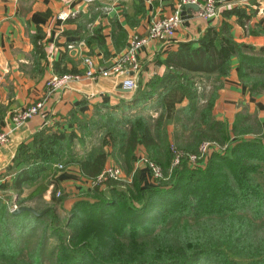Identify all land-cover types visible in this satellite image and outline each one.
Instances as JSON below:
<instances>
[{"label": "trees", "instance_id": "16d2710c", "mask_svg": "<svg viewBox=\"0 0 264 264\" xmlns=\"http://www.w3.org/2000/svg\"><path fill=\"white\" fill-rule=\"evenodd\" d=\"M233 16L242 20L246 13L224 12L227 20ZM35 39L37 44L42 37ZM235 57L240 81L252 95L263 93L264 57L247 54L233 38L232 24L224 21L170 51L166 73L140 86L130 100L97 108L98 121L92 125L105 128L111 140L105 138L84 157L72 151L76 130L43 129L21 145L11 186L20 206L42 198L54 184L46 178L56 159L79 166L83 176L94 180L109 157L132 175L140 147L166 176L174 161L173 143L188 155L210 140L228 145L231 156L217 152L205 169H192L184 159L160 186H143L138 173L125 190L120 181L109 180L76 201L64 224L53 208L43 216L14 214L11 197L0 195V264H264V129L255 132L249 116L238 115L230 124L214 114ZM204 79L213 83L210 94L199 91ZM174 92L189 103L171 117L167 97ZM86 127L80 126L83 132ZM30 185L34 189L22 197ZM54 187L52 201L62 203L64 198H56L60 187Z\"/></svg>", "mask_w": 264, "mask_h": 264}, {"label": "crops", "instance_id": "0c3cea01", "mask_svg": "<svg viewBox=\"0 0 264 264\" xmlns=\"http://www.w3.org/2000/svg\"><path fill=\"white\" fill-rule=\"evenodd\" d=\"M180 3L181 0H0V133L12 128L11 117L15 111L46 97L45 83L50 77L60 72L83 73L84 57H92L107 67L125 49L126 38L133 34L146 35L153 19L170 16ZM221 6L220 17L210 20L202 18L199 10L188 9L170 45L151 42L145 46L139 54L142 65L137 76L139 87L166 73L165 60L170 51L177 50L181 43L197 41L210 27H220L224 21L232 24L233 38L247 54L264 57V0H225ZM234 9L244 10L246 16L242 20L236 16L227 20L224 12ZM37 35L42 39L36 44ZM238 66L239 60L235 57L231 73L218 91L214 114L230 124L238 115L249 116L256 126L264 129V92L252 95L239 79ZM123 79L83 80L68 90L50 95L42 113L14 130L0 148V189L11 190L18 173L13 168L18 149L31 142L35 134L43 129L69 133L85 119H91L97 108L115 107L123 99L130 100L136 91L122 90ZM188 103L182 97L174 109ZM168 132L172 139L174 125L168 126ZM144 154V148L140 147L138 162ZM112 163L109 157L107 166ZM143 176L144 186H155L145 173ZM53 179L69 195L65 208L72 207L73 197L83 196L92 189L91 179L83 176L77 165L67 166L48 182ZM53 186L50 184L43 197L32 203L51 199ZM28 187L22 197L34 189L28 192ZM7 194L15 200L18 196L13 190Z\"/></svg>", "mask_w": 264, "mask_h": 264}, {"label": "built area", "instance_id": "2783aa9c", "mask_svg": "<svg viewBox=\"0 0 264 264\" xmlns=\"http://www.w3.org/2000/svg\"><path fill=\"white\" fill-rule=\"evenodd\" d=\"M225 0H181L178 9L165 18L153 19L148 26L147 33L144 36L133 34L129 37L127 48L120 54L114 56L107 67L98 64L92 57H84L83 63L86 70L83 73H65L62 75H54L45 83L46 97L37 101L25 109L15 111L11 117L12 128L6 132L0 133V148L9 141V136L14 130L31 121L34 117L41 114L46 100L57 91L68 90L74 83L82 82L83 80L96 81L99 78L113 77L116 79L124 78L122 81L123 88L129 91L138 90L137 76L142 71V65L139 59L141 50L151 42H159L170 45L176 38V31L182 23V7L187 5H198L199 14L205 20L220 17L222 6ZM60 18L66 19L65 15H60ZM228 149V145H220L217 142H203L199 147L198 154L185 155L176 151L174 148V161L172 169L178 167L179 164L186 158L189 159L191 166L195 167L196 163L201 161L203 157L211 151L224 153ZM145 159H140L139 163ZM150 170L155 178L162 179L163 172L161 168L150 164ZM63 169L62 165H59ZM123 171L115 165H109L96 179L91 181L92 187L101 186L109 180H123ZM56 195L61 196V191H57ZM16 202V201H15ZM12 201L10 209L13 212L19 206Z\"/></svg>", "mask_w": 264, "mask_h": 264}, {"label": "rangeland", "instance_id": "374dc122", "mask_svg": "<svg viewBox=\"0 0 264 264\" xmlns=\"http://www.w3.org/2000/svg\"><path fill=\"white\" fill-rule=\"evenodd\" d=\"M205 80L206 79H204L203 81H201V82H203L202 84L199 83L200 81L197 83V84H201V88H200L199 91L200 92L201 91L202 92L204 91L205 93L210 94L211 91H212V89H213V83H212V81L209 82V81H207V80L205 81ZM182 97L183 96H182V94L180 92H174V93L170 94L167 97L168 110H171V112H169L170 113V116L173 115V112H174L173 110H175L174 107L177 105V103H179L180 101H182ZM95 114H96V112H95ZM94 115L92 116V118L90 120H86L85 119L84 121L81 122V124H79L80 126L83 125V127L84 126H87L85 128V131L84 132H83V130H81L80 126L79 127L77 126V128L75 129L77 131L78 135H79V138L76 139V142H75V145H74V149L72 150V151H74V154H75V157L76 158L77 157L78 158L84 157L93 147L100 146L102 143H104L105 138L107 140H111V137L110 136H107L105 134V128H101L100 126L97 127V128L93 127V125H92L93 122L98 121V119L96 118V116L94 117ZM83 122H85V123H83ZM169 125H174V129H175V124L173 123L172 118H171V120L168 123V126ZM251 125L254 127L253 130H256L255 132H258L259 131V129H257L258 126H256L255 123L252 122ZM259 128H261V127H259ZM249 138H252V137H247L246 139H249ZM207 141H210V140H204V141L201 142V144L203 142H207ZM212 142H214V141H212ZM232 144L234 146L236 144V142H233L232 141ZM178 145L179 144H176V143H173L172 144L173 148L176 151L180 152L181 154L187 155L185 153V151L183 149H181L180 146H178ZM200 145H199V147H200ZM199 147H198L197 152L190 153L188 155L198 154L199 153ZM108 148L109 147L106 146V149H108ZM173 148H172V150H173ZM39 150L41 151V148H39ZM173 153H174V150H173ZM216 153H217L216 151H211L208 154V156L206 155L205 157H203V159L201 161L197 162L195 167L192 166V169H195V168H197V169H205L206 168V165L210 162V160L213 158V156L214 155H217ZM229 155L231 156V151L229 149L222 154L223 157L224 156H229ZM24 156L25 155L19 156V157H21V160H22V158H24ZM174 157H175V154H174ZM142 159H145L144 162L139 163L138 160L136 161L134 171H133L132 175H130V176H128V175H126V173H124V170H123L122 167L117 166L114 162L111 164V165H115V166L121 168V170L123 171V175H124L123 176V180H121L119 182V184L121 185L120 187H123L124 190L128 186H131V184H132V177H134V175L136 173H138L139 177L143 181L142 182V185L143 186L145 184V179H144V176H143L144 173L146 174V177L149 178L148 180H151V182H154L155 183V186L156 185L157 186H160L163 182H167L168 180H170V177L169 176H171V174H172V171H173L172 167H171V169L168 172L169 175L166 176L165 170H163V168L160 165H158L155 162L151 161L148 158L147 155L144 154L143 157H142ZM185 160H187L188 161V164L191 166L189 159H186L185 158ZM66 162L67 161L65 159H56L54 161V166L52 167V170L49 173V175H47V178L46 179H49V178L52 179L57 174V172H60L61 170L64 171V170H66L67 166H71V165H67ZM150 164H154L155 166L160 167L161 168V171L163 172V177L164 178H162V179L155 178L154 175L152 174L151 170H150V166H149ZM59 165H62L63 166V169H60L59 168ZM180 165L181 164H179L178 167ZM106 168H107V165H106L105 169ZM143 170H146V172H144ZM91 181L92 180H90V182ZM53 183H54V186H55V184H56V180L55 179H53ZM54 186L52 187V192L55 190V187ZM34 187H35V185H31V187L28 188V190H29L28 192H30V190L33 189ZM101 187L102 188H100V189H103L104 188L103 185H101ZM91 188L92 189L90 191V194H92V192L94 193V191H95L94 190V187H92V185H91ZM2 191H3V195L7 196L8 195L7 194V191H11V190H9V188H7V187H4L3 189H0V192H2ZM57 191H61V196L58 197L56 195V198L57 199L64 198V200H63L62 203H60L59 201L54 202V201H52V198H51L48 201L42 199L41 201H36L34 203L27 202L23 206L32 207L34 209L35 208H39L38 209L39 212H41L42 210H46V209L49 210L50 208H53L56 211L57 215L60 217L61 223L64 224L65 221H66V219H67V217L69 216V213H70V210H71L72 207L71 208H65L64 207V203L66 202L67 198H69V195L67 193L65 194L61 188H59ZM87 193H89V192H86V193L83 194V196H78L77 198L76 197H73L72 200H75V202H76V201H78L79 199H82V198L87 199V197H86L88 195ZM106 193L109 194L108 192H106ZM9 197H11V196H9ZM11 199H12L13 202L16 201L15 203L20 207V205L18 204L19 201H17L18 200V196L16 197V200H15V198L13 199L12 197H11ZM12 201L9 203L10 205H11ZM35 210H37V209H35ZM51 243L52 244L55 243L54 240H52Z\"/></svg>", "mask_w": 264, "mask_h": 264}, {"label": "water", "instance_id": "95a60500", "mask_svg": "<svg viewBox=\"0 0 264 264\" xmlns=\"http://www.w3.org/2000/svg\"><path fill=\"white\" fill-rule=\"evenodd\" d=\"M188 9H193V10H195V11H198V10H199V6H198V5H187V6H183V7H182V16L186 14V11H187ZM122 86H123V85L120 86V88H121L122 90H124V91H126V92H129V90H125V89H123ZM47 211H48V209L45 210V211H43V212H41V213H39L37 210H35V209L32 208V207H28V206H20V207H18L16 210H14L13 213H14V214H20V213H22V212H31V213H33V214L36 215V216H43Z\"/></svg>", "mask_w": 264, "mask_h": 264}]
</instances>
